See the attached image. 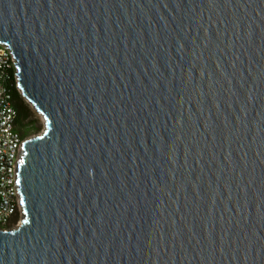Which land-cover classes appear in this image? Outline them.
Returning a JSON list of instances; mask_svg holds the SVG:
<instances>
[{"label": "water", "instance_id": "obj_1", "mask_svg": "<svg viewBox=\"0 0 264 264\" xmlns=\"http://www.w3.org/2000/svg\"><path fill=\"white\" fill-rule=\"evenodd\" d=\"M45 128L0 264H264V0H0Z\"/></svg>", "mask_w": 264, "mask_h": 264}, {"label": "built area", "instance_id": "obj_2", "mask_svg": "<svg viewBox=\"0 0 264 264\" xmlns=\"http://www.w3.org/2000/svg\"><path fill=\"white\" fill-rule=\"evenodd\" d=\"M12 50L0 43V226H11L23 215L18 191L17 162L24 146L25 136L17 126L18 109L4 76L16 69ZM17 75V73H16ZM19 222V223H20Z\"/></svg>", "mask_w": 264, "mask_h": 264}, {"label": "trees", "instance_id": "obj_3", "mask_svg": "<svg viewBox=\"0 0 264 264\" xmlns=\"http://www.w3.org/2000/svg\"><path fill=\"white\" fill-rule=\"evenodd\" d=\"M16 69L7 71L4 76L5 82L12 94V100L16 108L18 109L17 126L26 136L30 129L38 122L36 116V110L22 95L17 81Z\"/></svg>", "mask_w": 264, "mask_h": 264}, {"label": "rangeland", "instance_id": "obj_4", "mask_svg": "<svg viewBox=\"0 0 264 264\" xmlns=\"http://www.w3.org/2000/svg\"><path fill=\"white\" fill-rule=\"evenodd\" d=\"M35 117L38 119V122H37V124L35 126H33L30 129L29 133L26 136L34 135V134H36L38 132H41L45 128V120H44L43 116L38 111L36 112V116ZM19 218L22 219V215L19 216ZM19 222H20V220H17V222L14 223L13 225H17V224H19Z\"/></svg>", "mask_w": 264, "mask_h": 264}]
</instances>
